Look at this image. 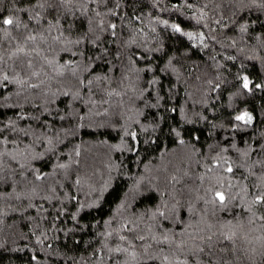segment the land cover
<instances>
[{
	"label": "trees",
	"instance_id": "1",
	"mask_svg": "<svg viewBox=\"0 0 264 264\" xmlns=\"http://www.w3.org/2000/svg\"><path fill=\"white\" fill-rule=\"evenodd\" d=\"M8 16L19 28L0 31V264L190 260L155 243L146 255L135 241L136 260L114 249L127 247V221L146 235L176 230L149 219L161 193L210 212L197 189L218 159L234 173L207 176L226 178L240 204L211 222L242 220L243 264H261L264 229L248 223L242 189L264 176V87H254L264 85V0H0V19ZM30 34L37 39L25 44ZM18 46L30 55L11 56ZM29 60L39 77L29 79ZM244 112L251 124L235 120ZM154 224L162 228L149 234Z\"/></svg>",
	"mask_w": 264,
	"mask_h": 264
},
{
	"label": "snow or ice",
	"instance_id": "2",
	"mask_svg": "<svg viewBox=\"0 0 264 264\" xmlns=\"http://www.w3.org/2000/svg\"><path fill=\"white\" fill-rule=\"evenodd\" d=\"M60 4L71 3V0H59ZM43 7L42 4L38 5ZM38 18L34 17V19ZM165 23H167L165 21ZM218 23V21H217ZM0 31H5L10 35L8 29L13 27L19 28V22L14 20L11 16L0 19ZM27 27V25H25ZM111 28L115 29V25H110ZM175 31L179 32L181 29L177 25H173ZM203 38V33L200 34ZM190 39H193L191 33L188 34ZM37 39L35 35H27L24 37V43L27 44L29 41L34 42ZM23 53L24 55H30L26 53L23 46H18L16 51L11 54V56H17L18 54ZM39 53H37L38 55ZM11 56L9 59H11ZM3 62V57L0 56V63ZM50 63V62H49ZM26 69L30 72L29 79L31 77H39L41 75L40 71L33 70V64L29 60L26 64ZM0 72H3V68L0 67ZM241 79L240 87L244 90L252 91L250 85L252 82L249 80L248 76H243ZM3 80L8 81L9 77L7 74L3 75ZM15 82L20 84L28 83V80L18 79ZM43 83V81H41ZM80 83H83L81 81ZM92 81H88V85H91ZM211 83V82H209ZM39 84H29V87H39ZM219 87V85H216ZM255 88L259 89L264 87L261 84H255ZM67 94V93H65ZM236 121L243 122L244 124H251L253 122V116L248 112H244L235 117ZM179 135V133H177ZM2 143V142H0ZM180 143H183L181 140ZM78 154V153H77ZM247 153H245L246 155ZM7 153L0 152V169L3 168V156ZM10 160L15 161V156H10ZM264 164V161L259 162ZM23 168V165H20ZM60 168H64L65 165H59ZM221 169L223 172L229 174L234 173V168L232 163L227 159L216 160L212 166L207 168L205 176L199 177L201 187L197 189L198 192H203V195H198L197 200L203 202L206 206L211 207V211L205 209L204 213L197 216L194 207L189 208L186 205L182 204L179 199H177L174 193H161V203L159 206L152 211L149 219L151 220H163L172 223L176 226V230L164 229L160 231L159 236L151 234L153 228L159 230L162 228V225H152L148 228V233L151 235H146L138 232L139 224L134 223L133 221H127L120 226L121 232L129 233L131 238L127 235H119V239L127 244V247H117L114 249L115 252L128 253L132 260H136L137 253L135 251L137 245L135 241H139L143 247L144 253L147 255L149 249L152 248V243L156 245H167L173 249V255L176 252H179L186 257H191V259L184 260H175V262L170 258L168 254L162 256H149L151 260H159L161 264H243L244 260L249 258L245 255L247 249L241 248L237 245V240H247V237L241 233L234 230L237 225L243 226V221L238 220L236 217H233V220L236 223H233V220H217L215 223L211 222L212 217H215L217 211L227 212L230 205L235 207L240 204L238 199L239 193L233 194L231 189L233 185L230 182L226 184V178L216 179L215 182L212 181L210 176H207V173H212L215 169ZM254 175V173H250ZM45 176L43 174H36V180H43ZM205 179L208 180V186L203 187ZM169 183L178 182L176 177H171ZM242 191L246 196H250V200H246L247 208L246 212L249 213L248 223L255 224L257 221L260 222V227L264 229V214L259 216L256 215V212L253 211V208H264V176L258 177V182L252 185V188L247 187L243 188ZM167 195L168 199H163ZM236 202L233 204V202ZM181 212H184V215H181ZM108 235H112L109 233ZM260 242L261 249H264V235H261L256 238ZM146 241H151V243H145ZM129 249H132L129 252ZM163 252V248L160 249ZM255 251V250H254ZM261 264H264V251L260 252ZM127 264V262H126ZM147 264V262H145ZM254 264V262H253Z\"/></svg>",
	"mask_w": 264,
	"mask_h": 264
}]
</instances>
